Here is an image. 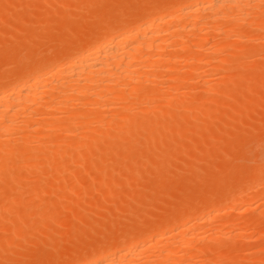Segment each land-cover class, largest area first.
Listing matches in <instances>:
<instances>
[{
	"label": "rangeland",
	"instance_id": "1",
	"mask_svg": "<svg viewBox=\"0 0 264 264\" xmlns=\"http://www.w3.org/2000/svg\"><path fill=\"white\" fill-rule=\"evenodd\" d=\"M196 1L202 0H0V92L42 70L52 69L41 75L55 80L62 61L97 42L115 44L112 33L174 9L183 16ZM251 2V12L263 5L256 13L239 9L249 21L234 11L239 23L229 22L232 8L225 7L232 14L226 17L218 7L225 19L191 27L196 33L204 23V34L188 27L179 33L188 44L169 35L177 45L170 40L162 50L168 58L142 63L153 68L141 64L145 79L132 82L138 85H111L117 100L102 91L113 100L109 106L103 98L105 105L91 103L99 95L71 93L63 103L72 102L68 113L63 104L48 113L53 108L42 94L54 91L52 82L32 103H40L39 112L19 109L37 113L32 121L51 132L37 122L38 131L24 129V111L5 117L18 123L10 121L7 136L1 131L0 148L18 143L8 155L0 150L4 168L8 160L15 167L0 166V264H75L100 256L99 249L115 261L128 251L119 264H264V0ZM173 55L180 58L175 65ZM76 112L74 124L66 121Z\"/></svg>",
	"mask_w": 264,
	"mask_h": 264
},
{
	"label": "bare ground",
	"instance_id": "2",
	"mask_svg": "<svg viewBox=\"0 0 264 264\" xmlns=\"http://www.w3.org/2000/svg\"><path fill=\"white\" fill-rule=\"evenodd\" d=\"M204 0H202V1H196V3L197 4H195V3H191V5H188V7L185 9V10H183V13H182V11H181V13L183 14V18H184V20L186 19V22H184V21H182L181 20V16L178 14V13H176L175 11V9H174V11H173V13L171 12V14L168 16V15H165V14H163L164 12H165V10H167L165 13L167 14V13H169L170 11H168V9H165L164 11H162V14L163 15H161V12H159L160 13V15H161V17L158 15V17H160V18H158L157 19V21L155 20V19H151V20H149V21H146V19H144L146 22H143L142 24L143 25H141V24H139V25H137L136 27H134L133 29L131 28H128V29H130V30H122L121 32H119L118 34H116L115 36H113V33H112V37H110V38H113V37H115V38H113L114 39V42H116L115 44H113V42H111L112 41V39H108L109 40V42H111V43H109V42H107V44L108 45H104L103 43H98L97 42V44H94L91 48H89L90 50H87V51H85V52H83V53H81L80 52V54H75L73 57L74 58H71L70 60L68 59V60H66V62H63L62 61V63H60V64H58V65H56V67H54L53 68V72L54 73H52V74H54L53 76H55V80L54 79H51L50 78V80L48 79L49 78V75L48 74H46V75H48V77L46 76L45 78H47V79H45L44 78V76L42 77V72H43V75H44V73H49L50 71H52V69L51 70H49V71H43L42 70V72L40 73V74H36V75H34L35 77H34V80L32 81V79L31 80H29L30 81V83H27V80H26V83H25V79H24V82L23 83H16V85L14 84V86L11 88V90H10V88L9 87H7V88H9V91H7L8 89H6V91H2L1 90V92H0V133H1V131H2V133H3V131H4V133H5V135L7 136V135H9V133H6L8 130L10 131V130H12L13 131V129H12V127H11V122L13 121V120H16L17 118L15 117L14 118V116L11 118V120H9L10 119V117L9 116H12V115H10L11 114V112H17V110H18V113H20V111H21V113H23V111H24V109L22 110H20L19 111V109L21 108V106L22 105H24V107L26 108V110L27 109H30V111H31V108H32V110H34V109H36V106H37V109L36 110H38L37 112H39L40 110H39V107L41 106L40 105V103L39 104H35L36 102L35 101H39L38 99H39V97L41 96L40 95V93H41V91H45L44 89H46L47 87H49V85L52 83V82H55L54 83V85H52V87H54V91H52V90H49V91H51V92H48V94H47V96H44L45 94H42V96L43 97H48V98H46V99H49V101H47L46 102V104L47 103H49L48 104V106L47 107H50V106H52V108H53V110H48L47 112L48 113H50L51 111L53 112L54 111V114H56L55 113V110H54V107H58V108H60L61 107V104H63L64 103V101H65V99L67 100V98H69V96L71 95V93H73L72 95H74V94H80V93H84V97L86 96L87 98H88V96H93L92 98H94V99H96L94 96H96V97H99L100 96V98H98V99H96L97 101H94L93 99H91V103H93L94 105L96 104V102L97 103H99L98 105L100 106V104L101 103H103V104H101V105H105V103H107L108 104V106H109V103H111V102H113V100H117V97L119 96V94L116 92V91H113L112 90V88H110V87H112V86H114V85H120V86H122L123 87V85L124 84H130V83H132V82H134V81H137L136 79H138V80H143V79H145V78H143V77H145L144 75H145V72H144V66L146 65L147 67H150L149 66V64L147 65V64H145V65H143L142 63H147L148 61H151L152 62V60H154L155 58H157V56H158V58L160 57V56H162V57H164L163 59H166V58H168L166 55H164L163 53H162V50L164 49V48H169L168 46H169V43H170V40L173 38V36L175 35V37H176V35L177 34H179L180 32L182 33H184V29H186L187 27L189 28V33H191V31H192V33H195V31H194V29H192L191 27H197V25L199 24V20H203V22L204 23H210L209 24V26L208 27H210L211 26V23H212V21L213 20H217L218 19V17H219V19H218V21H222L223 19H225L224 17L221 19L220 18V13H223L224 14V12L225 11H221V10H224L225 9V7L226 8H232L231 9V11H233L232 12V14H233V16H232V19L230 18V19H228V21L230 22H233L234 24L236 23V24H238L239 22H238V20H240L239 18L240 17H242V16H244L245 14H247L250 10H247V7H249L248 5H252V2H251V0H212L210 3L209 2H207L208 3V5L211 7V5H214V7H217L216 9L214 8V7H212V8H210L209 7V9H210V11L206 14L207 16H208V18L210 17V19L208 20V18H207V16L206 15H203L205 12H203V9H205L206 10V8H207V6L208 5H206L204 2H203ZM208 1V0H207ZM261 1H263V0H261ZM258 2H259V0H258ZM260 4V3H259ZM247 5V6H246ZM263 5V4H262ZM261 5V6H262ZM176 6V5H175ZM244 6H246V10L248 11L247 13H245V12H242L241 11V13H243L244 15H240L239 14V11L240 10H242V8L243 9H245L244 8ZM256 5H254V7H255ZM258 6V7H257ZM256 7L258 8V9H261V6L260 5H257ZM218 7H221V8H223V9H220V11H217L218 10ZM252 7V6H251ZM255 7V8H256ZM173 8H176V7H173ZM178 8V7H177ZM176 8V9H177ZM214 8V9H213ZM250 8V7H249ZM256 8V9H257ZM183 9V8H182ZM235 9V10H234ZM240 9V10H239ZM258 9L257 10H252L253 12H251V13H256V11H258ZM263 9V8H262ZM178 10V9H177ZM202 10V11H201ZM204 10V11H205ZM226 11H227V9H225ZM229 11H230V9L227 11L228 13H226V17H228V15L230 14V17H231V11H230V13H229ZM234 11H235V13H236V11H238V15L240 16H238L237 14H235L234 13ZM263 11V10H262ZM149 12V11H148ZM201 12V13H200ZM220 12V13H219ZM158 13V14H159ZM177 15H179V16H177ZM180 13V14H181ZM199 13V14H198ZM250 13V14H251ZM201 15V17H206V19L208 20V21H210V22H208V21H205V19H204V17H203V19H199V18H196L197 17V15ZM263 14V13H262ZM248 15V14H247ZM157 16V15H156ZM224 16V15H223ZM256 16V15H255ZM255 16L253 17V18H255ZM257 16H258V14H257ZM181 17V18H180ZM198 17H200V16H198ZM245 17V19L247 20V17H250V15H248V16H244ZM244 17H242L243 19H244ZM251 17H252V15H251ZM259 18V17H258ZM258 18H257V21H258ZM263 18V17H262ZM261 18V19H262ZM178 19H180V21L181 22H184V23H180L179 22V20ZM198 19V20H197ZM251 19V18H250ZM218 21H216V23L218 22ZM236 21V22H235ZM243 21V20H242ZM242 21H240L241 23H242ZM247 21H249V20H247ZM251 21H253L252 19H251ZM250 21V22H251ZM228 22V23H229ZM238 22V23H237ZM160 23H162L161 25L165 28L164 29V31L165 32H163L162 31V33H161V30H163L162 29V27H161V25H160ZM204 23H202V24H200V30H198L195 34H197V33H201L200 31H201V27L203 26V28H204V26H205V24ZM232 23V24H233ZM240 23V24H241ZM255 23V22H254ZM224 24V22H222V25ZM226 24V23H225ZM224 24V25H225ZM231 24V25H232ZM246 24H247V22H246ZM251 24V23H250ZM259 24V23H258ZM168 25H171L172 26V29H171V26H168ZM202 25V26H201ZM214 25H216V24H212V28L213 27H215ZM257 25V24H256ZM218 26H219V24H218ZM221 26V25H220ZM227 25H225L224 27H226ZM240 26V25H239ZM245 26H247V25H245ZM228 27H230V26H228ZM234 27V26H233ZM238 27V26H237ZM236 27V28H237ZM259 27V26H258ZM190 28L192 29V30H190ZM205 28H207L206 26H205ZM248 28H250L249 26H248ZM122 29V28H121ZM197 29V28H196ZM226 29V28H225ZM229 29V28H228ZM231 29V28H230ZM230 29H229V31H230ZM188 29H186L185 31H187ZM206 30V29H205ZM233 30L234 29H232V31H230V33H228L229 35L231 34V32H233ZM238 30V29H237ZM204 31V30H203ZM225 32V31H224ZM228 32V31H227ZM226 32V33H227ZM236 32V31H235ZM187 33V32H186ZM164 34V35H163ZM172 34H174L173 36H172ZM202 34H204V32L203 33H201V35ZM109 35V34H108ZM169 35L172 37L171 39H170V37H169ZM199 34H197V36H198ZM200 35V36H201ZM181 36V34H179V36H178V43H179V37ZM184 36V35H183ZM186 36V35H185ZM184 36V37H185ZM231 36V35H230ZM108 37V36H107ZM167 37H169V39H167ZM189 37V36H188ZM188 37H186L185 39H191V38H188ZM177 38V37H176ZM175 38V39H176ZM183 37H180V40H182L183 41V43H189V42H191L190 40H186L187 42H184V40L182 39ZM226 38V37H225ZM115 39H116V41H115ZM175 39H173L174 41H175ZM196 39V38H195ZM227 39H228V37H227ZM98 40V39H97ZM105 40V39H104ZM106 40H107V38H106ZM168 40H169V42H168ZM173 40H171V43H173L172 45H177V43H174V41ZM229 40V39H228ZM173 41V42H172ZM181 41V42H182ZM101 42V41H100ZM176 42V41H175ZM195 43V42H194ZM106 44V43H105ZM186 44V45H187ZM193 44V43H192ZM197 44V43H196ZM84 45V44H83ZM174 45V46H175ZM179 45V44H178ZM190 45V44H189ZM191 46V45H190ZM189 46V47H190ZM195 46V45H194ZM173 47V46H172ZM177 47V46H176ZM225 47V46H224ZM171 48V47H170ZM186 47H184V49H185ZM85 49V48H84ZM191 49V48H190ZM78 50V49H77ZM177 50V49H176ZM183 50V49H182ZM188 50V49H187ZM166 51V50H165ZM168 51V50H167ZM167 51H166V53H167ZM185 51H186V49H185ZM195 51H198V49H196ZM199 51H201L200 50V48H199ZM78 52V51H77ZM189 52V51H188ZM165 53V52H164ZM168 54V53H167ZM182 54H183V52H182ZM190 54V53H189ZM192 54V53H191ZM175 55V54H174ZM172 56V58L170 57V59H169V62H170V64H171V61L172 60H174V65H175V63H176V59H178V61L180 60V58H177V57H175V56ZM187 56H188V54H187ZM191 56V55H190ZM182 57H183V55H182ZM185 57H186V55H185ZM69 58V57H68ZM157 58V59H158ZM175 58V59H174ZM162 59V58H161ZM61 60V59H60ZM156 60V59H155ZM171 60V61H170ZM160 61H162V60H160ZM177 61V62H178ZM183 60H181L180 62H182ZM219 61V60H218ZM217 61V62H218ZM167 62H168V59H167ZM167 62H160V63H167ZM168 62V63H169ZM150 63V62H149ZM159 63V62H158ZM179 63V62H178ZM40 64V63H39ZM141 64L143 65V68H142V66H141ZM157 64V63H156ZM177 64V63H176ZM152 66L154 65L153 63L151 64ZM39 66V65H38ZM151 66V67H152ZM156 66V65H155ZM158 66V65H157ZM156 66V67H157ZM40 67V66H39ZM51 67V66H50ZM147 67H145L146 69H147ZM150 67V68H151ZM41 68V67H40ZM153 68V67H152ZM37 69V68H36ZM46 69H47V67H46ZM155 69V68H154ZM153 69V70H154ZM157 70H158V67L156 68ZM154 70V71H152V72H154L153 73V75H155V73L157 72V70ZM160 69V68H159ZM39 70V69H38ZM151 70L152 69H150V72H151ZM149 72V73H150ZM147 73H148V71H147ZM146 73V74H147ZM143 74V75H142ZM151 74V73H150ZM149 74V75H150ZM159 75V74H158ZM14 76V75H13ZM31 76V75H30ZM51 77H52V75H51ZM150 77H152V74L150 75ZM148 78L149 80L150 79H154L153 77L152 78ZM29 78H31V77H29ZM140 78V79H139ZM143 78V79H142ZM10 79V78H9ZM22 79V78H21ZM28 79V78H27ZM52 80V81H51ZM54 80V81H53ZM32 81V82H31ZM145 81V80H144ZM146 81H148V80H146ZM22 82V81H21ZM138 82V81H137ZM140 82H143V81H140ZM139 82V83H140ZM15 83V82H14ZM122 83H124V84H122ZM135 83V82H134ZM134 83H132V85L134 84ZM51 85H50V87H51ZM112 85V86H111ZM131 85V86H132ZM135 85V84H134ZM136 85H138V83L136 84ZM135 85V86H136ZM126 87H127V85H125ZM135 86H132V87H135ZM115 87V86H114ZM131 87V88H132ZM138 87V86H137ZM116 88L117 89H119L117 86H116ZM123 88H125V87H123ZM122 88V89H123ZM129 88V87H128ZM127 88V89H128ZM136 88V87H135ZM134 88V89H135ZM49 89V88H48ZM51 89V88H50ZM106 90V92H104V94L105 93H109L108 94V96L111 94V93H117L118 94V96L115 98V99H113L114 97L112 96V95H110L109 97L111 98V99H113L112 101L110 100V102H109V99H104L103 98V92L102 91H105ZM108 89H110V90H108ZM114 90H116L115 88H113ZM121 89V91H123ZM133 89V88H132ZM132 89H131V91H129L128 93L130 94V93H132ZM137 89V88H136ZM3 90H5L4 88H3ZM111 90L113 91V92H111ZM47 91L48 90H46V93H47ZM107 91H109V92H107ZM111 92V93H110ZM118 92L120 93V90H118ZM124 92V91H123ZM127 92V91H126ZM126 92H124L123 94L126 96ZM136 92V91H135ZM134 93V92H133ZM132 93V94H133ZM102 95V97H101V95ZM106 94V95H107ZM128 94V95H129ZM132 94H130V95H132ZM71 95V97H73ZM83 95V94H82ZM99 95V96H98ZM106 95H104V97H106ZM115 95V94H114ZM75 97H73V98H75V99H77V97H79L80 95H74ZM107 96V97H108ZM42 97V98H43ZM65 97H67V98H65ZM106 97V98H107ZM113 97V98H112ZM121 97H123L122 95H121ZM41 98V97H40ZM41 98V99H42ZM84 99L83 98V96H81V97H79L78 99ZM104 99V100H106V102L104 103V100H103V102H99V101H102V100H100V99ZM132 98V97H131ZM130 98V99H131ZM120 99V98H119ZM129 99V100H130ZM69 100V99H68ZM99 100V101H98ZM125 100V99H124ZM84 101V100H83ZM86 101V100H85ZM109 103H108V102ZM150 101V100H149ZM33 102H35L34 104L36 105V106H34V109H33ZM67 102V101H66ZM88 102H90V99H89V101H87V103ZM43 103L44 104H42V108H43V105L45 106V100H43ZM72 102H69L68 101V104L66 105V106H68V105H72L71 104ZM30 104H32V106L30 105ZM106 104V105H107ZM147 104V103H146ZM151 104V103H150ZM38 105H39V107H38ZM64 105V104H63ZM64 105V109H66L67 107ZM97 105V104H96ZM97 105V106H98ZM69 107H71V106H68V108L66 109V110H63V108H62V110L63 111H67L66 113H68V109H70ZM72 108V107H71ZM99 109H103V108H100V107H98ZM108 108V107H107ZM153 108H154V106H153ZM44 109V111H45V108H43ZM47 109V108H46ZM50 109V108H49ZM155 109V108H154ZM36 110H34V111H36ZM60 110V109H59ZM59 110H56V111H59ZM61 110V111H62ZM73 109H71L70 110V112L72 111ZM106 110V109H105ZM97 110H95L94 112H96ZM155 111V110H154ZM25 113H24V115L22 116L23 117V119H20V122H21V120H22V123H23V125H24V129H27V130H29V128H30V126L32 127H34V124L37 122L39 125L40 124H42L43 122H38V120L37 121H32V119H34V118H32L31 119V114H33L34 112H32L31 114H29V112H28V114H27V112L26 111H24ZM69 112V113H70ZM82 112H85V111H82ZM88 112V111H87ZM20 113V114H21ZM64 113V112H63ZM75 112L73 111V115L75 116V114H74ZM107 113V112H106ZM140 113V112H139ZM14 114H16V115H18L17 113H14ZM19 114V115H20ZM52 114V113H51ZM58 114V113H57ZM71 114V113H70ZM18 115V116H19ZM33 115H35V114H33ZM36 115H37V113H36ZM36 115H35V117H36ZM63 115V114H62ZM67 115V114H66ZM66 115H63V116H66ZM78 115H79V113H78ZM77 115V112H76V118L73 116L72 117V115L70 116V117H72L73 119L70 121V117H68L69 119L68 120H66V119H64V120H66V121H69L70 123L71 122H73V124H74V121H76L77 119H78V116ZM104 115V114H103ZM148 115H150V114H148ZM17 116V117H18ZM21 116V115H20ZM68 116V115H67ZM95 116H96V114H95ZM97 116H99V115H97ZM111 116V115H110ZM8 117L9 119L8 120H6V118ZM33 117V116H32ZM60 117V116H59ZM62 117V116H61ZM60 117V118H61ZM20 118V117H19ZM37 118V117H36ZM88 118V117H87ZM31 119V120H30ZM75 119V120H74ZM103 119V118H102ZM32 121V123L30 124L29 122H27V121ZM55 120V119H54ZM53 119H52V121H54ZM59 120V119H58ZM74 120V121H73ZM82 120V119H81ZM111 120V119H110ZM109 120V121H110ZM11 121V122H10ZM108 121V120H107ZM108 121V123H110ZM16 122V121H15ZM24 122L25 123H27L26 125H29L28 127L24 124ZM56 122V121H55ZM54 122V123H55ZM62 122V121H61ZM17 123H18V119H17V122L16 123H14V125L16 124V126H17ZM21 123V124H22ZM36 123V124H37ZM54 123H52V125L54 124ZM57 123H59V122H57ZM66 123V122H65ZM69 123V124H70ZM113 123V122H112ZM68 124V123H67ZM73 124H71L72 126H73ZM81 124H83V123H81ZM13 125V124H12ZM23 125H21V127L23 128ZM48 125V124H47ZM51 125V126H52ZM61 125V124H60ZM87 125V124H86ZM19 126H20V124H19ZM42 126L45 128V126L42 124ZM53 126H57V124L55 125H53ZM52 126V128H54ZM69 126V125H68ZM10 127H11V129H10ZM27 127V128H26ZM33 127H32V133L36 130V131H38L37 129H40V128H37V126L36 127H34L35 129H34V131H33ZM77 127V126H76ZM105 127H107V126H105ZM17 128V127H16ZM19 128V127H18ZM21 128V129H22ZM47 128H49V127H47ZM74 128V127H73ZM20 129V128H19ZM31 129V128H30ZM50 129H51V127H50ZM55 129V128H54ZM108 129V128H107ZM106 129V130H107ZM16 130V129H15ZM23 130V129H22ZM43 130L44 129H42L41 131L43 132ZM45 130L47 131L48 129H46L45 128ZM45 130H44V132H45ZM51 130H53V129H51ZM51 130H48V131H50L51 132ZM6 131V132H5ZM18 131H21V130H18ZM29 131H31V130H29ZM28 131V132H29ZM55 131V130H54ZM54 131H52V132H54ZM11 132V131H10ZM89 132V131H88ZM106 132V131H105ZM1 133V135H3ZM31 133V134H32ZM86 133V132H85ZM11 134V133H10ZM46 134V133H45ZM0 135V137H4V136H1ZM52 135V134H51ZM85 135V134H84ZM16 136V135H15ZM45 136V135H44ZM38 137V136H37ZM46 137V136H45ZM81 138H83V136L81 137ZM2 139H4V138H2ZM6 139H7V137H6ZM19 139L21 140V138L19 137ZM10 142L12 141V139H10L9 140ZM14 141H15V143H18V142H16V141H18V138L15 140L14 139ZM22 141H24V140H22ZM21 141V142H22ZM31 141V140H30ZM81 141V140H80ZM5 142V141H4ZM10 142H8V143H10ZM20 142V141H19ZM1 143V142H0ZM5 143H7V141L5 142ZM7 143V144H8ZM14 143V142H13ZM13 143H10L11 145L13 144ZM15 143H14V145H15ZM62 143V142H61ZM46 144V143H45ZM44 144V145H45ZM9 146V148H8V146H7V148L5 147V151H6V153L7 152H11V151H13L15 148H16V146ZM26 146V145H25ZM27 146H29V145H27ZM80 146H81V144H80ZM0 150H2V148H0ZM4 150H2L3 152H4ZM27 150V149H26ZM3 154V153H2ZM5 154V153H4ZM6 155H8V153L6 154ZM2 156V155H1ZM0 156V157H1ZM10 157V156H9ZM5 158V157H4ZM3 158V159H4ZM0 160H2V158L0 159ZM17 160V159H16ZM6 163L5 162V160H3L2 162H0V166H1V168H2V166H3V168H4V163ZM12 161H10V160H8V162H7V164H8V167H7V164H6V169L7 168H12V167H14V165L13 164H10L9 165V163H11ZM14 163V162H13ZM2 164H4V165H2ZM10 166V167H9ZM2 168V169H3ZM5 168L3 169V171L5 172ZM15 168V167H14ZM2 169H0V170H2ZM2 173V172H1ZM7 173V172H6ZM5 173V174H6ZM259 180V179H258ZM257 181V180H256ZM258 182V181H257ZM244 197V196H243ZM240 199V198H239ZM238 199V200H239ZM237 200V201H238ZM244 201V200H243ZM237 206V205H236ZM211 219V218H210ZM170 227V226H169ZM167 228V227H166ZM185 231H187V230H185ZM184 231V233L185 234H187L186 232ZM187 232H190V230H188ZM147 234V233H146ZM189 234V233H188ZM189 235H191V234H189ZM188 235V236H189ZM196 235H198V234H196L195 233V235L194 236H196ZM192 236V235H191ZM146 237V236H145ZM183 237H185V238H187V235L185 236V235H183ZM200 238V237H199ZM146 239V238H145ZM149 239H151V238H149ZM160 239V238H159ZM163 239V238H162ZM182 239H184V238H182ZM191 239V238H190ZM190 239H189V241H190ZM185 240V239H184ZM187 240V239H186ZM185 240V241H186ZM143 241H145V240H143ZM165 241V240H164ZM156 242V241H155ZM184 243H186V242H184ZM187 243H189V242H187ZM190 244V243H189ZM116 245V244H115ZM188 245V244H187ZM186 245V246H187ZM112 246V245H111ZM117 246H118V244H117ZM123 246V245H122ZM110 247V246H109ZM130 247H132V246H130ZM113 248V247H112ZM114 248H115V246H114ZM186 248V247H185ZM187 248H188V246H187ZM108 249V248H107ZM170 249V248H169ZM105 251V250H104ZM167 251V250H166ZM90 252H92L91 250H90ZM101 252H103L102 250H100L99 249V255L100 256H95V252H94V255H89L87 258H85V259H83V260H81V258H80V262L78 263V260L76 261V262H74L75 264H116V262H118L117 264H119V261L121 262L122 261V259L120 260V257H125V256H128V254H129V252L128 251H126V252H124V253H122L123 255L122 256H120L118 259H119V261H115V260H113V259H111L110 258V256H108V255H104V253H103V255H101L100 253ZM168 253H170L169 251H167ZM166 252V253H167ZM98 253V252H97ZM114 253V252H113ZM165 253V254H166ZM93 254V253H92ZM107 254H108V252H107ZM136 254H137V252H136ZM170 255V254H169ZM81 256H85V255H81ZM92 256V257H91ZM130 256V255H129ZM169 257L168 256V254H166V255H164V257ZM172 256V255H171ZM86 257V256H85ZM91 257V258H90ZM113 258V257H112ZM115 259V258H114ZM116 260H117V257H116ZM168 260V259H167ZM170 260V259H169ZM172 260V259H171ZM163 260L161 259L160 261H159V263H161ZM164 262V261H163ZM167 262V261H166ZM73 264V263H72Z\"/></svg>",
	"mask_w": 264,
	"mask_h": 264
}]
</instances>
